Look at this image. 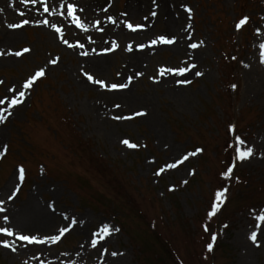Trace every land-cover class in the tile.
<instances>
[{"label":"rangeland","instance_id":"obj_1","mask_svg":"<svg viewBox=\"0 0 264 264\" xmlns=\"http://www.w3.org/2000/svg\"><path fill=\"white\" fill-rule=\"evenodd\" d=\"M112 1L105 17L112 16V11H122L126 3V0ZM170 1H176L175 13L185 18V26L193 25L194 40L185 44L186 49L202 50L201 58L188 63H197L198 68L193 72L199 70L205 74L193 76L191 73L192 84L175 83L171 90L178 92L166 94L168 90L151 87L152 77H159L162 67H183L179 64L181 57L170 62V49L155 57L152 71L137 81L139 96H136H148L152 100L153 127L144 121L145 116L131 120H115L111 116L106 119L108 125L102 123L103 127H96L98 123L93 122L83 105L100 99V93L77 86L74 68L78 59L69 57L61 48L55 50L39 43L38 63H32V51L22 57L25 63L0 69V79L5 81L0 85V97H3L7 86L13 82L21 84L44 60L60 57L54 70L33 87L31 95L7 124L0 125V146H9L7 155L0 161V194L6 200L13 192L19 183V166L25 167L27 177L16 199L5 207L16 210L36 192L37 202L54 204L56 211L88 221L87 236L72 229L59 244L49 246L51 255L75 252L86 237H91L102 224H109L121 231L111 236L109 243L92 248L81 264H264L262 237L258 236L260 247L249 239L259 224L255 215L264 211V64L258 66L253 56L254 51L260 53L259 45L264 42V0ZM185 7L194 10L192 19ZM152 11L156 10L148 11L151 17ZM156 12L154 19L159 17ZM245 16L250 18L249 23L238 31L236 25ZM124 20L140 25L137 20ZM18 21L19 18L9 24ZM122 27L131 32L123 22ZM258 28L261 35L256 33ZM159 29L161 26H157ZM22 30L28 37L6 46V53L24 47L34 49L39 37L42 35L43 40L46 37L40 29L26 26ZM151 39L135 42L133 49ZM77 40L82 43L75 38L69 42ZM198 41H203L204 46L195 50L188 48V44ZM121 50H115L118 63L111 76L86 71L108 82H121L117 78L123 65L121 54L129 53L127 46ZM64 59L66 62L62 64ZM245 64L249 67H244ZM80 77L87 81L82 72ZM233 84L237 85L235 90L231 87ZM102 92L112 93L104 89ZM117 104L120 101L109 104L121 110L114 116L146 111L142 105L121 109L115 107ZM231 124L237 125L236 134L255 153L250 160L238 162L233 179L226 181L222 174L233 155V149L228 147L234 139L229 132ZM123 139L141 147L130 149L122 143ZM196 148H203L204 152L177 169L155 175L159 167ZM193 169L196 174L190 175ZM13 179L15 184L6 193ZM184 180H188L186 185ZM223 186L229 187V199L217 217L209 221L208 212L215 193ZM173 187L175 191L170 190ZM206 223L208 232L203 227ZM224 224L229 227L225 229ZM61 227L65 225L53 228L50 234H57ZM213 233H217V246L209 253L207 245ZM0 239L8 238L0 236ZM103 247L108 249L107 256L103 254ZM8 250L0 246V264L43 262L27 255L18 257L11 251L7 253ZM112 251L124 255L112 257Z\"/></svg>","mask_w":264,"mask_h":264},{"label":"bare ground","instance_id":"obj_2","mask_svg":"<svg viewBox=\"0 0 264 264\" xmlns=\"http://www.w3.org/2000/svg\"><path fill=\"white\" fill-rule=\"evenodd\" d=\"M72 2L78 7L84 9L83 13L77 12V14L80 15L81 19L88 24L89 28L91 29L90 32L85 33L82 30L77 29L74 24H69L68 22L63 21V19L59 16L52 17L50 22L60 23L64 26L66 39H80L82 43H85L86 48L84 50H87L89 52V55H80L79 52L82 51L81 49L69 48L67 45L63 44L62 41H60L59 35L53 33V30L47 27H38L34 22L29 27L40 29V31H43L46 37L43 40V36L41 35L39 37V40L36 42V45H34V49H32V55L30 56L32 57V63L34 64L36 62H39V43H44L47 46H52V48L55 50L61 48L63 53H67L69 57L74 56L78 59L77 66L74 68V72L75 74H77V86L82 90H96L100 93V99L96 100L94 103H87L86 105H83V107L86 108L88 116L93 120V122L98 123L96 127H103L104 124L108 125L109 123L106 122V119H111V116H114L116 111H121L115 110V108L109 106V104L114 100L118 102L120 101L121 109L125 107L131 108L136 105H142L148 113L147 116L144 117V121L148 122L149 125L153 127L155 123V112L152 100L149 99L148 96L144 98L136 97L139 96L137 95L138 79H141L152 71L155 57L159 56V54L162 53L163 50H171V54L169 55L170 62L174 61L178 56L181 57V59L179 60L180 66H185V61L189 62L190 59H199L201 58V55H203L202 50L192 52L186 49L185 44L190 40L187 39L188 32L185 31V18L181 15V13H175L174 8L176 1L156 0V4L159 5L157 7L153 4V0H126L125 6L122 11H112V16L114 14L117 20L116 25L108 22V16L110 15H107L105 17V14L110 11L113 5V1L72 0ZM105 8H107L106 12L104 11ZM152 9L158 11L159 17L157 19L149 16L148 11ZM21 11L26 12V16H20ZM124 13H126L127 15H121ZM145 17H147L148 19H145ZM18 18V22L22 21L25 18H32L34 21H39L42 19V17L35 14V11L31 5L25 6L20 2V0H0V50L5 51L4 49H6V46L13 45L14 43H19L23 41V39L28 37L25 33V30L19 31L8 28L9 22ZM104 18H107V20H104ZM124 19L137 20L140 22V24H143L146 27L145 29L137 32H129L126 30V28L122 27V22L125 21ZM96 20L101 21V27L104 28V32H98L95 30L93 25ZM157 26H161V29L157 30ZM161 34L176 36L177 44L172 48L158 46L155 48L145 49L141 52L137 51L136 49L128 54H121L123 65L120 68L121 74L117 78L119 81L124 82L127 76L132 75L134 79L129 89L122 92L103 93L102 89H98L97 87L90 85L88 81L80 77V73L82 72L81 69H83L84 71L90 70L96 75L102 77L112 75L113 68L118 63V60L115 59L116 51H112L110 53L103 52V50L109 47L112 42L118 43V52H122V47L127 46L129 43L134 44L135 42H140L151 37L155 38L156 36H159ZM89 35L93 40H95L94 44H90L87 42V37ZM192 40L194 39L192 38ZM92 49H95L96 52L93 53ZM253 56L255 57V63L258 66L262 67L260 65V56L258 50L254 51ZM51 59L44 60L42 64V66L48 67L49 72H52L57 65L48 64V61H50ZM20 62H23L22 58L9 57L5 55L4 57H0V69L7 65L18 64ZM65 62L66 59L62 61V64H64ZM139 72H142L143 76L136 77L135 73ZM187 77H193L191 75V72L187 73ZM184 78L185 77L167 75L163 78H159L161 82L154 83L151 87L158 89L163 88L165 90H168L166 94H171L170 92L177 93L178 91L171 90V87H174V84L178 79ZM13 85H16L19 89L20 83L13 82L11 85L7 86L4 91L6 95H8L7 89ZM17 109H19V107ZM17 109L13 110V112H15ZM14 184L15 180L13 179L6 187L5 192L9 193L11 186ZM0 195V199H4V195ZM36 195V192H32L27 201L21 207L16 210H12L9 207L8 213H1V216L9 214L10 219L12 220V225H15L16 229H30L39 233L38 235L42 234L40 236L50 234L53 228L55 229L60 225L72 227L70 224L71 217L66 212H59L56 210L53 211L50 206L37 202ZM6 205L7 203L5 204V206ZM64 216H68L69 219H64ZM76 220L77 225L75 227H72V229H75L78 232H85L84 235L87 236L89 226L88 221L85 222V219ZM259 232L264 243V224H261ZM110 238L111 237H109L104 242H101V245H98L97 248L109 243ZM49 246L50 245H36L21 247L14 254L18 257L27 255L29 258H35V260L41 259L43 261V264H81L83 259L87 255H89L92 249L89 236L86 237L79 244L78 249L71 254H63L59 256L51 255L48 252ZM8 251L7 253H10L11 250Z\"/></svg>","mask_w":264,"mask_h":264},{"label":"snow or ice","instance_id":"obj_3","mask_svg":"<svg viewBox=\"0 0 264 264\" xmlns=\"http://www.w3.org/2000/svg\"><path fill=\"white\" fill-rule=\"evenodd\" d=\"M21 3H23L25 6L31 5L35 11V14L37 16L42 17L39 21H34L32 18H25L22 21L18 23H12L9 24L8 27L11 29H22L26 26L32 25L34 22L36 26L38 27H47L53 30L55 33L59 34L60 41L63 42V44L67 45L69 48L73 49H81L82 51L79 52L80 55L88 56L89 52L87 50H84L86 48L85 43H80L79 40L70 43L68 39L65 38V28L60 23H53L50 22L52 17H61L63 21L68 22L69 24H74L77 29L82 30L85 33L90 32V28L87 23H85L80 15L77 14V12L83 13L84 9L81 7H78L76 4L72 2V0H20ZM153 4L157 7L159 6L156 4V0H153ZM104 11H107V8L104 9ZM185 11L188 13L189 19H192L193 17V9L191 7H185ZM121 15H127L126 13ZM152 17H155L157 15L156 11L151 12ZM20 16L24 17L26 16V12L21 11ZM145 19H148L145 17ZM249 17L245 16L242 19L239 20V22L236 25L237 30L244 28L249 23ZM108 22L116 25L117 20L109 16ZM123 24L132 32H137L139 30L145 29V25H133L132 22H129L127 20L123 21ZM93 27L98 32H104V28L101 27V21L96 20ZM193 28V25L191 23H188L186 26L185 31L189 32V35L187 36L188 40H192L191 30ZM257 35H261V31L258 28L256 30ZM87 42L90 44H94L95 40L92 39V37L89 35L87 37ZM177 44V37L176 36H169L168 34H161L159 36H156L155 38L151 39L149 43L147 44H139L137 45V50L143 51L145 48H155L158 46H170V45H176ZM204 46L203 41L198 42H192L188 44V48L190 49H198L200 47ZM119 48V44L116 42H112V44L105 48L103 50L104 53H110L112 51H115ZM260 49V63L264 64V43H260L259 45ZM127 51L129 53L133 52V45L129 43L127 45ZM32 52V49L30 47H24L19 50L15 51H7V53L3 50H0V57H4L5 55L9 57H23L25 54ZM92 52L95 53L96 50L92 49ZM233 60L236 59L235 56L232 57ZM60 57H55L48 61V64L55 65L59 63ZM185 66L183 67H162L159 69L158 76L164 77L167 75H174L176 77H185L184 79H178L176 83L178 85L187 86L193 83L192 78L187 77V73H192L193 76H204V72L202 71H195L193 72V69H197L198 65L197 63H188L187 61L184 62ZM244 67H249V65L245 64ZM83 76L86 77L87 81L90 82L93 85H98L100 88L108 91V92H122L130 88V86L133 83L134 77L132 75L127 76L126 80L124 82H108L104 79L96 78L92 73L88 71H84L81 69ZM49 72V69L47 66H40L38 67L34 73L28 77L25 81H23L19 89L16 85H13L7 89L8 95H5L3 97H0V125L7 124L10 117L14 115L13 110L17 109L18 106L23 105L25 103V100L28 99L30 95V90L33 89L34 86H37V82L41 81L46 78L47 74ZM136 77L143 76L142 72L135 73ZM152 80L154 83H160V79L158 77H152ZM5 81L3 79H0V85H4ZM233 90L237 88L236 84L231 85ZM116 108H120L121 105L117 104L115 105ZM146 111H137L132 115H119V116H113L112 118L115 120H131L136 117H142L147 116ZM229 132L233 135L234 139L231 144H229V148L233 149V155H232V161L231 164L226 168V170L223 172V178L226 181H231L233 179V172L237 168V163H243L245 161L250 160L255 153V150L253 147L249 146L245 139L241 138V136L237 135V125L231 124L229 125ZM122 143L126 145L130 149H137L141 147L140 145L131 142L129 139H123ZM146 147V145H144ZM9 146L7 144H3L0 146V161H3L4 157L8 153ZM204 152L203 148H196L194 151H189L182 153L179 158H174L173 162L166 163L164 166L159 167V169L155 172L156 176L163 175L166 171L177 169L181 165H183L186 161H188L192 157H196L201 155ZM152 163H155V161H152ZM41 174H43V167L41 168ZM195 170H190V175H195ZM26 169L23 165L19 166L18 168V184L15 186L13 192L7 197L6 200L0 199V213H8V208L5 207V204L13 201L16 199L17 195L21 191V185L24 184L26 181ZM236 180L238 181L239 178L236 177ZM183 183L186 185L188 183V180H184ZM171 191H175V187L170 189ZM229 199V187L223 186L220 190H217L215 193V199L214 203L211 205V210L208 212V220L211 221L214 217H217V214L221 211L224 204ZM53 211H55V206L50 205ZM255 209H253V213H255ZM255 220L259 222V224L256 227L255 231H252L249 239L251 242L256 246L260 247V242L258 241V236L260 235L259 232V226L260 224H264V211H261L258 215H255ZM64 219H69L68 216H64ZM70 224L72 227H75L77 225V220L75 217H72L70 220ZM12 220L10 219L9 214H5L2 216V224H0V236L10 238V239H0V246H3L6 249H10L13 253H16L19 248L21 247H28V246H36V245H57L61 242V240L64 238V236L72 230V227H61L58 229L57 234H45L43 236L32 234V233H26L22 229L17 230L15 225H12ZM204 231H209V226L206 223L204 226ZM223 227L226 229L229 226L227 224H224ZM121 231L120 228L114 227L109 224H102L96 231H94L90 237V245L93 249L97 248L98 245H101L102 241L107 240L109 237L113 236L115 233H119ZM217 242V233H213L211 236V242L207 245V251L211 253L216 246ZM103 254L107 256L108 249L106 247H103ZM64 255H67V253H64ZM112 257H117L124 255V253L119 251H112L110 254ZM43 264V262H41Z\"/></svg>","mask_w":264,"mask_h":264}]
</instances>
